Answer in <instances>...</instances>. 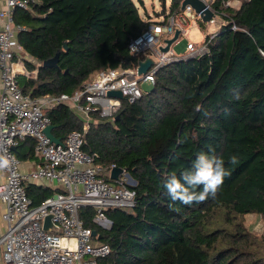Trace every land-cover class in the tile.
I'll return each mask as SVG.
<instances>
[{"label":"trees","instance_id":"16d2710c","mask_svg":"<svg viewBox=\"0 0 264 264\" xmlns=\"http://www.w3.org/2000/svg\"><path fill=\"white\" fill-rule=\"evenodd\" d=\"M228 1H213L227 24L208 52L159 70L139 100H123L119 118L94 114L85 131L70 106L47 110L56 138L83 132L82 149L97 164L127 169L135 181L128 184L135 206L108 211L110 228L94 221L91 206L80 210L85 226L111 247L106 264H264V236L246 224L249 214L264 216V0H246L238 9L225 7ZM180 2L172 0L168 11ZM164 6L158 15L167 17L166 0ZM14 20L24 27L18 39L28 57V74L17 78L33 97L72 93L99 71L135 67L139 56L130 54L129 43L149 24L134 0H37L16 9ZM58 52L59 68L44 67ZM210 149L231 172L216 196L190 205L172 200L166 178L180 176ZM33 150V138H26L14 152L25 161ZM233 154L236 165L228 163ZM56 191L28 187L35 205Z\"/></svg>","mask_w":264,"mask_h":264},{"label":"built area","instance_id":"2783aa9c","mask_svg":"<svg viewBox=\"0 0 264 264\" xmlns=\"http://www.w3.org/2000/svg\"><path fill=\"white\" fill-rule=\"evenodd\" d=\"M183 1L178 10L168 11L167 17L149 19L144 32L131 39L129 52L139 56L135 67L108 68L85 80L72 93L41 97L24 92L15 67L22 62L24 49L18 38L24 27L15 22L14 12L30 9L37 0H5L4 6H0V18L4 20L0 29V154L13 158L10 167L0 170V201L4 204L5 224L0 250L4 264H106L103 260L111 254V247L99 239V233L93 235L94 230L85 226L80 210L91 206L94 221L104 229L110 228L108 211L132 208L136 204L137 193L127 183L132 178L123 168L118 180L105 179V168L95 162V156L82 149L85 139L81 131H72L60 144L53 142L46 133L52 124L47 110L60 104L70 106L83 118L87 131L95 121L94 114L114 121L123 100L129 103L139 100L144 91L154 87L156 74L162 68L207 53L218 33L208 34L201 42L191 41L189 30L202 18L190 5L183 10ZM213 1L204 0L214 12L208 23L219 24ZM225 24L226 20L220 27ZM236 28L234 25L233 29ZM177 31H180L177 40L168 51H163L166 40L173 38ZM147 57L153 60V65L139 75V61ZM110 91L122 92L124 99L110 96ZM26 138H33L34 155L39 159L30 172L24 171L22 160L14 152ZM115 167L111 166L110 174ZM43 182L57 183L59 191L35 205L28 186ZM49 216L52 226L46 229Z\"/></svg>","mask_w":264,"mask_h":264},{"label":"clouds","instance_id":"9594fccd","mask_svg":"<svg viewBox=\"0 0 264 264\" xmlns=\"http://www.w3.org/2000/svg\"><path fill=\"white\" fill-rule=\"evenodd\" d=\"M199 107H197V111ZM13 158L6 154H0V170L10 167ZM228 163L236 165L239 163L238 155L229 157ZM230 170L225 166V160L217 156L214 150L200 152L190 169L177 176L171 174L164 181V188L172 200H180L184 204L200 203L210 196L215 197L226 177L230 176Z\"/></svg>","mask_w":264,"mask_h":264},{"label":"rangeland","instance_id":"374dc122","mask_svg":"<svg viewBox=\"0 0 264 264\" xmlns=\"http://www.w3.org/2000/svg\"><path fill=\"white\" fill-rule=\"evenodd\" d=\"M136 5L138 6V9L140 11V14L142 15L143 18L146 20L149 19L151 16L153 20H157L159 18L158 13H161L164 6V0H134ZM246 0H229L226 6H231L233 8H240L242 3L245 2ZM230 5H227V4ZM171 4L172 0H166V10L171 9ZM218 20L220 21L219 24H211L208 22H195L192 25V28L189 30L188 37L190 38L191 41L193 42H201L203 41L206 36L210 33L217 32L221 27L220 24L224 22V18L222 14H219ZM34 63L38 64L37 61L33 60ZM37 72V69L35 70ZM35 74V73H34ZM103 177L105 179L110 178V172L108 167H105V170L103 172ZM132 179H129L127 182L128 184H132L131 182ZM58 184L54 183L53 186L56 187ZM246 224L249 229H251L254 233L258 234L259 236H264V216H260L257 214H249L246 217ZM1 255V251H0Z\"/></svg>","mask_w":264,"mask_h":264},{"label":"water","instance_id":"95a60500","mask_svg":"<svg viewBox=\"0 0 264 264\" xmlns=\"http://www.w3.org/2000/svg\"><path fill=\"white\" fill-rule=\"evenodd\" d=\"M187 5L192 6L195 11L200 14L202 21L203 22H209L212 17L214 16V12L209 8V6L204 2V0H184L182 3V9L184 10L185 7ZM180 31H177L175 36L171 39L166 40L167 42V46L166 47H162L163 51H168L170 49L171 44L177 40L178 36H179ZM67 42H65L64 44V49H67ZM59 56L60 53L58 52L53 58L47 59L43 62V66L44 67H55V68H59L58 67V61H59ZM153 65V60L149 57H147L145 60H140L139 61V66H138V74H145ZM110 96L113 97H119L121 99H124V96L122 94V92L120 91H110L109 92ZM120 114L116 116V118H119ZM53 125L51 124L47 129H46V133L47 135L51 138V140L57 144L61 143V139L56 138L53 134ZM123 173V168H119V167H115L112 169L111 174H110V178L112 180H118L120 175ZM131 182L134 184L135 181L131 180ZM51 216L46 218V222H45V228L48 229L50 228L51 225ZM97 231L94 230L93 231V235H96ZM101 238V236H99V239Z\"/></svg>","mask_w":264,"mask_h":264},{"label":"crops","instance_id":"0c3cea01","mask_svg":"<svg viewBox=\"0 0 264 264\" xmlns=\"http://www.w3.org/2000/svg\"><path fill=\"white\" fill-rule=\"evenodd\" d=\"M4 4H5V0H0V6H4ZM150 19V18H149ZM148 19V20H149ZM3 24H4V20L2 19V18H0V29L2 28V26H3ZM22 62H20L19 64H16L15 65V67H16V71L18 72V74L20 73V74H28V72H27V70H26V67H25V65H24V61H23V58L24 57H27L26 56V54H25V52H23V54H22ZM28 58V57H27ZM23 69H24V71L25 72H23ZM36 71H34V73H35ZM1 93H2V78H1V73H0V95H1ZM94 122H96V121H94ZM19 146V145H18ZM33 153H34V150H33ZM39 161V159L34 155V157L33 158H31V159H27V160H23L22 161V164H23V169H24V171L25 172H30V170H32L33 168H34V166H35V163L36 162H38ZM39 185V186H45V187H50V188H53V189H56L57 191L56 192H58L59 191V188H56V187H54L53 186V184H51V183H48V182H43V183H31L30 185ZM29 185V186H30ZM28 186V187H29ZM55 194V193H54ZM3 211H4V204H3V202L2 201H0V236L2 235V233L4 232V230H5V224H4V222H3V219H2V213H3ZM1 251V250H0ZM0 264H4V262L2 261V258H1V255H0Z\"/></svg>","mask_w":264,"mask_h":264}]
</instances>
